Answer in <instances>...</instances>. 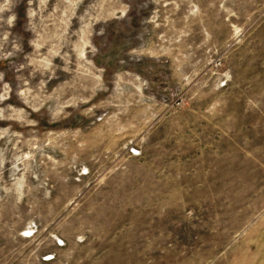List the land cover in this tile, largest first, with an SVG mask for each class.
I'll list each match as a JSON object with an SVG mask.
<instances>
[{
    "label": "rangeland",
    "instance_id": "rangeland-1",
    "mask_svg": "<svg viewBox=\"0 0 264 264\" xmlns=\"http://www.w3.org/2000/svg\"><path fill=\"white\" fill-rule=\"evenodd\" d=\"M0 264H264V0H0Z\"/></svg>",
    "mask_w": 264,
    "mask_h": 264
},
{
    "label": "built area",
    "instance_id": "built-area-1",
    "mask_svg": "<svg viewBox=\"0 0 264 264\" xmlns=\"http://www.w3.org/2000/svg\"><path fill=\"white\" fill-rule=\"evenodd\" d=\"M129 151H130V153H132V154H136V153L138 152V149L135 148V147L130 146V147H129ZM22 233H23V234H29V230L24 229ZM57 241H58V240H57Z\"/></svg>",
    "mask_w": 264,
    "mask_h": 264
}]
</instances>
